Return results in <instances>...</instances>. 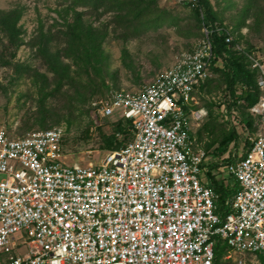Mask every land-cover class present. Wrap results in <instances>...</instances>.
Here are the masks:
<instances>
[{
	"label": "built area",
	"instance_id": "obj_1",
	"mask_svg": "<svg viewBox=\"0 0 264 264\" xmlns=\"http://www.w3.org/2000/svg\"><path fill=\"white\" fill-rule=\"evenodd\" d=\"M203 35L135 94L96 105L102 118L128 120L132 135L98 162L68 164L58 127L0 130V264H213L219 241L264 264L263 57L247 55L262 93L248 111V147L209 162L191 133L207 116L194 89L215 59L211 31ZM212 177L237 185L223 211Z\"/></svg>",
	"mask_w": 264,
	"mask_h": 264
},
{
	"label": "rangeland",
	"instance_id": "obj_2",
	"mask_svg": "<svg viewBox=\"0 0 264 264\" xmlns=\"http://www.w3.org/2000/svg\"><path fill=\"white\" fill-rule=\"evenodd\" d=\"M81 1L0 0V14L14 12L18 17L20 41L15 48L0 32V130L22 137L61 128L68 164L98 162L104 154L103 141L119 118L100 117L96 105L107 102L113 92L135 94L150 84L179 55L192 51L205 29L193 15L196 0ZM209 3L217 18L214 26L235 42L232 50L240 55L258 51L264 62V0ZM76 21L79 41L65 35L67 25ZM39 32L47 39H37ZM212 67L194 89L193 106L205 109L207 116L191 129L209 162L227 132L238 138L228 150L245 148L246 134H251L242 111L227 108L223 74L215 72L223 70L221 61ZM238 261L262 264L257 256L229 250L218 264Z\"/></svg>",
	"mask_w": 264,
	"mask_h": 264
},
{
	"label": "trees",
	"instance_id": "obj_3",
	"mask_svg": "<svg viewBox=\"0 0 264 264\" xmlns=\"http://www.w3.org/2000/svg\"><path fill=\"white\" fill-rule=\"evenodd\" d=\"M76 3H82L81 0H74ZM86 3V2H83ZM193 15L197 18L202 26L211 31V41L213 44L214 56L213 65L219 60L223 65V70L215 72H220L223 74V84L226 96L229 97V103L227 108L231 107L242 111V118H244V124L249 128L250 133L255 132V119L250 118L249 114H245L244 111H249V109L254 106L260 96L261 91L257 87L258 72L251 68V63L247 57L253 51L252 49L246 50L241 55L235 53L232 50L235 42L232 41L230 46L225 43V38L231 36L229 33L223 30L217 29L214 24L217 18L212 11L209 0H196L195 7L193 8ZM203 15L201 19L200 16ZM18 17L15 16L14 12H7L0 14V32L8 40L9 44L13 45L15 48L19 45V32L17 31L16 23ZM79 23L77 21L67 25L66 36L71 35V37L80 40L78 33ZM37 39H47L46 36L39 32ZM46 42H48L46 40ZM41 43V42H39ZM73 44V42H71ZM74 45V44H73ZM258 53V51H257ZM264 54V53H263ZM264 56V55H263ZM214 70V67H211ZM220 105V104H219ZM244 110V111H243ZM211 116V112L208 113ZM205 124V128H207ZM203 128V131L204 129ZM202 131V130H201ZM64 137V136H63ZM64 139V138H63ZM132 139L130 132V122L126 119H118L113 124V133L107 136L103 141V151H111L124 146L127 142ZM237 135L234 131H229L222 137L219 141L218 147L211 151L214 159L222 157L227 151L231 144L237 142ZM63 144V140H62ZM249 143L244 140L245 149L248 147ZM208 151V150H206ZM210 176V175H208ZM213 187L218 194V200L216 202L219 206L218 211H223L224 199L233 190H236L237 185L234 179H229L227 183L223 180H218L212 177ZM228 251V247L224 242L219 241L215 246V258L213 264H218V259L222 256L224 252Z\"/></svg>",
	"mask_w": 264,
	"mask_h": 264
}]
</instances>
